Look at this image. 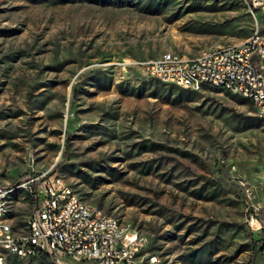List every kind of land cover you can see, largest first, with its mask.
<instances>
[{"label":"rangeland","instance_id":"rangeland-1","mask_svg":"<svg viewBox=\"0 0 264 264\" xmlns=\"http://www.w3.org/2000/svg\"><path fill=\"white\" fill-rule=\"evenodd\" d=\"M252 12L245 0H0V184L56 172L144 235L158 264H264V120L144 65L241 41L261 22ZM27 209L12 198L14 230Z\"/></svg>","mask_w":264,"mask_h":264},{"label":"built area","instance_id":"built-area-1","mask_svg":"<svg viewBox=\"0 0 264 264\" xmlns=\"http://www.w3.org/2000/svg\"><path fill=\"white\" fill-rule=\"evenodd\" d=\"M245 4L261 16L259 23L253 17L247 38L205 47L192 57L163 53L144 62L147 73L182 89L212 87L242 97L264 119V0ZM13 197L28 206L19 230L8 217ZM146 244L128 223L81 200L56 172L0 184V264L8 255L26 259L36 252L54 264H158V256L144 254Z\"/></svg>","mask_w":264,"mask_h":264},{"label":"trees","instance_id":"trees-1","mask_svg":"<svg viewBox=\"0 0 264 264\" xmlns=\"http://www.w3.org/2000/svg\"><path fill=\"white\" fill-rule=\"evenodd\" d=\"M171 85V84H170ZM182 89V88H181ZM182 90H184V91H186V92H191V93H197V92H195V91H190V90H186V89H182ZM181 90V91H182ZM203 90H210V91H215V92H220L219 91V89H217V88H212V87H204L203 88ZM225 94L226 95H228L229 97H231V98H239V99H241V100H243V101H248L247 99H244V98H242V97H239V96H236V95H232V94H229V93H227V92H225ZM249 102V101H248ZM255 120L256 121H259V120H264V119H261V118H255ZM76 174H78L79 172L78 171H76L75 172ZM107 173L109 174V171H107ZM79 175V174H78ZM80 176H81V178L84 180V181H87V179H86V177L84 176V174H80ZM93 179H95V178H93ZM94 184V183H93ZM99 207V206H98ZM8 216H10V214H8ZM21 222V221H20ZM19 225H21V223H19ZM33 256H35L34 257V259L36 260V262H35V264H54L50 259H49V257L46 255V254H44V253H42V252H36L34 255H32V256H30V257H28V258H31V257H33ZM9 258H11L10 260V262L12 263V264H18L17 263V261H16V257L15 256H12V255H8V256H6V258H5V260H8L9 261ZM27 259V258H26ZM19 260V259H18Z\"/></svg>","mask_w":264,"mask_h":264}]
</instances>
